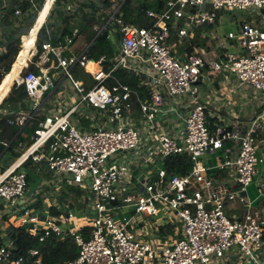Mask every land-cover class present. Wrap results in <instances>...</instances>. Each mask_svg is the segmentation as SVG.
Returning <instances> with one entry per match:
<instances>
[{"label":"built area","instance_id":"1","mask_svg":"<svg viewBox=\"0 0 264 264\" xmlns=\"http://www.w3.org/2000/svg\"><path fill=\"white\" fill-rule=\"evenodd\" d=\"M48 1L50 8L55 0L44 4ZM106 1L109 6L99 11L104 20L96 17L91 30L95 37L108 33L114 47L108 69L104 57L89 60V45L73 54L81 36L74 27L55 42L35 46L13 82L11 88H24L27 110L17 103L0 111V116L13 115L8 123L19 134L42 115L30 139L16 145L18 156L0 171V217L7 221L5 227L0 224V264H26L37 255L34 250L14 253L7 230L22 226L39 242L72 239L77 256L60 264H264V217L240 195L259 174L257 165L264 167L255 137L264 131V117L256 115L245 131L226 125L210 130L206 106L196 99L199 84L218 74L264 96V0H141L156 10L145 11L150 23L140 27L121 21L125 0ZM246 9L263 18L242 20L223 36L213 32L219 14ZM202 40L215 52L199 49L195 41ZM89 63L97 68L84 73ZM77 66L93 81L88 89L72 78ZM118 69L139 79L144 98L126 84L106 83ZM66 80L77 101L62 90ZM186 96L195 101L182 115L179 104ZM227 141L236 145L235 153ZM219 151L224 156L218 171L226 173L234 190L216 184L202 164L204 155ZM176 155H186L188 173L169 174L162 165ZM26 164L44 165L50 176L42 181L46 188L65 184L84 191L83 225L63 230L60 225L73 217L70 210L60 208L57 217L43 218L31 207L35 196L22 201L28 190ZM263 176L264 171L257 179L260 196ZM234 201L247 211L230 214L226 202ZM162 231L171 233L161 237ZM31 263L39 264L40 258Z\"/></svg>","mask_w":264,"mask_h":264},{"label":"trees","instance_id":"2","mask_svg":"<svg viewBox=\"0 0 264 264\" xmlns=\"http://www.w3.org/2000/svg\"><path fill=\"white\" fill-rule=\"evenodd\" d=\"M15 4L18 6L19 9L16 10H8L9 14H14L15 11L20 10L22 13L26 12L30 8H32L33 3H30L28 0H14ZM95 3L93 0H87L85 1V4H82L86 6V13L85 15L88 16V9L92 8L93 12L100 11V8L98 6L93 5ZM98 3H101V5L105 8L109 6L108 1H101L99 0ZM96 4V3H95ZM65 6V12L64 15H62L61 22L62 27L55 28L54 32L50 33L48 31H44L45 25L43 24L38 33H37V39H36V45L39 47V45L44 41H51L55 42L59 38H63L65 34H70L73 27L77 26L80 33L82 34V37L84 39L85 44H89V47L87 49V57L89 60L92 61H98L101 57H104L106 60L103 62V67L105 70L108 69L109 63L108 59H110L114 54V47L110 43V40L107 38V31H104L97 37H95L96 33L91 30V24L86 16H83V21L73 25L71 22V18L68 19L69 16H78L79 14L82 15V12H79L76 9L71 10L72 13L70 15L66 14V7ZM91 9V10H92ZM146 10H156V7L153 3L148 1H141V0H125L120 8V14H121V21L124 24H132L135 26H146L150 23V20L145 17V11ZM220 15H218L219 17ZM217 17V20H218ZM33 22H31V25ZM31 27V26H30ZM29 27V29H30ZM28 29V31H29ZM57 30V31H56ZM23 33L19 30L16 31V37L18 38V45L19 50L16 46H14V40L9 41L5 45V52L2 53L0 56V96L2 93L6 90V86L4 83L9 82L12 86V82L15 80L12 77V72L14 69L15 59L17 57V54L19 53L21 47H22V41L20 43V37L21 39H25L26 35L29 33ZM44 31V37L43 40H39L40 35ZM92 42V44H91ZM31 55V54H30ZM26 64V63H25ZM24 64V65H25ZM23 65V66H24ZM22 66V68H23ZM21 68V69H22ZM84 75V74H83ZM87 76V75H85ZM4 77V79H3ZM88 77V76H87ZM90 78V77H89ZM91 79V78H90ZM117 82L126 84L129 86L132 90H135L139 97L144 98L145 92L142 88H139V79L132 74L123 71L121 69L116 70L112 74V79H109L106 81L108 85H117ZM11 88V87H10ZM26 99V94L23 87L14 88L12 87L8 93V97L4 98L2 103H0L1 106L4 105L6 102H11L13 104L20 103L23 105V101ZM14 117L12 114L7 115H1L0 116V155L3 153V151H9L13 154L14 157H17L18 154L13 151V148L19 143L24 141V138L21 137V135L18 133L19 128L13 123L9 124L8 120H13ZM33 123L30 124L29 127L28 124L23 127L22 132L26 134V137H29L33 131L37 128V121H32ZM3 143L9 144L8 147H5ZM164 167H166L167 172L169 174H178V175H184L188 173L191 169V163L187 161L186 155H176L172 158H168L164 161L162 164ZM27 170L26 175V181L29 185L30 183V177L32 172L34 175L36 174L35 169L32 168L30 165L26 164L24 165ZM36 166V165H34ZM84 194L83 190H80L76 187H71L67 185H63L60 192H59V201L56 205H50L47 206V214L51 217H57L60 215V208H65L67 210H70L72 213L76 212L79 214H82L83 210L88 204V201L86 199L81 200L82 195ZM72 196V199L69 198ZM42 199L37 198V200L31 205V207L35 210H39L42 207ZM27 226L22 227H10L7 230V237L12 241L14 246V253L16 255H23L27 253L29 250H34L37 252V255L33 258H30L27 260L26 264H32L31 261L35 260V258H40L39 264H60L64 261L72 260L77 256L78 247L74 243V241L70 238H65L62 240H54V239H46L44 242H39L38 239L34 236H31L27 231ZM166 234H170L171 231L168 232H160V236H164Z\"/></svg>","mask_w":264,"mask_h":264},{"label":"crops","instance_id":"3","mask_svg":"<svg viewBox=\"0 0 264 264\" xmlns=\"http://www.w3.org/2000/svg\"><path fill=\"white\" fill-rule=\"evenodd\" d=\"M94 13H96V12H94ZM221 17L222 16H220L218 18V20L216 21L217 23L212 28V30L217 35L223 36L224 33H218L216 30V27L219 26L220 22L223 20ZM35 21H36V19L34 20L33 24L35 23ZM44 21H43V23H44ZM43 23L41 24V26L43 25ZM33 24L31 25L30 29L32 28ZM238 24H236V27H238ZM40 27H39V29H40ZM39 29L36 31V33H38ZM228 31H233V30L229 29V30H227V32ZM28 32H31V30ZM36 33L33 34L34 47H35V40L37 38ZM77 42H78V44H77ZM195 44L200 47L199 49H204V51L208 52L210 55L215 52L214 50H212V47L209 45L208 41H206V40H202V42H198V44H197V41H195ZM88 45L85 44L84 39H83L82 34H81V36L78 39H76V44H75L73 50L76 48L78 49V47H82L78 51L76 49V51L78 53H80ZM33 50H34V48H33ZM33 50L31 52L30 57L34 54L35 50L34 51ZM27 61L28 60L21 61V62L25 63ZM90 64H92V63H89L88 65H90ZM93 65L97 68V64H93ZM87 66L84 69V73H90L91 72L87 68ZM19 68H20V66L18 65V62H17V69L16 70H18ZM16 79H18V78H16ZM13 82H12V84H13ZM199 88H200L199 94H198V97H196V99H197V101L204 103L206 106L207 120L209 122V129L210 130L215 129L217 126H220V125H226L229 128L234 127V128H238L240 130L245 131L248 129V127L250 126L251 120L256 115H263V117H264V96L260 92L254 91L252 89V87L249 85H239V83H237L232 77H230L228 75L218 74V75L210 76V80L209 81L205 80L203 83H200ZM7 97H8V94L6 95L5 98H7ZM193 97L194 96H186L183 99H181V102L179 104V110H180V113L182 115L194 103L195 100L193 99ZM51 102L52 101L50 100V103ZM0 103H2V101ZM48 103H49V101H46V103L43 106L46 110H49L50 106H51ZM16 106H17V104H13V103L8 101V107H5L3 105V106H1L0 111L12 110V109H15ZM20 107L24 111L27 110V107L24 104L23 105L20 104ZM41 116H38V118H36L34 120L37 121L38 119L42 118ZM34 120H31V121L25 123V125L29 123L27 126V127H29L30 124L33 123L32 121H34ZM25 125H24V127H25ZM178 126H179V124H178ZM20 135L22 138H24L25 142L30 139V136L26 137V134L23 133L22 130H21ZM255 137L257 139V145H258L257 146V153L259 156L264 157V131L257 132L255 134ZM226 144L228 147L231 148V151L235 153L236 145H234V143L231 141H227ZM15 147L13 148V151L16 152L17 154H19ZM206 155L209 156V159L207 160V165H204V163L202 161V158L205 155L201 158V161H202V164L206 168L210 169L208 174L214 178V181L216 182V184H219L222 186L226 185L229 189L234 190L235 187H230L227 184L229 177L226 175V173L218 171V165L224 156L223 153L219 151L213 155H209V154H206ZM234 155L235 154H233L232 157ZM14 158H16V157H14L11 152L6 151V150L3 151V153L0 155V171H2V169L4 167H6L11 162V160H13ZM28 165H30L32 168L35 169V172H36L35 176L37 177V184L34 187H30L28 185L27 193L24 196V199H22L23 202L26 201V199L28 197L32 198L33 196H35L36 199L37 198L43 199V193H42L43 191L39 193L37 190V186L39 185V181H41V182L46 181L50 178V176L44 170L43 164H38V166L37 165L34 166L31 164H28ZM25 169L28 170V168H26V167H25ZM263 178H264V176H263ZM245 191H243V192H245ZM45 192H46V190L44 191V193ZM260 198H261L260 194L257 193L256 197H248L247 196L245 199L247 200V203L249 204L250 209H253L254 203L257 200L259 201ZM233 203H237V202L234 201ZM237 204H239V203H237ZM48 206H50L49 203H48ZM233 206H234V208L238 207V205H236V204H233ZM42 207H43V205H42ZM46 208H47V206H46ZM227 210L230 214H233L234 216H240L241 214H243L242 210H239V209L234 210V209H230L229 207H227ZM36 211H38V210H36ZM0 224H1V226H4V225L6 226V224H7L6 216L0 217Z\"/></svg>","mask_w":264,"mask_h":264},{"label":"rangeland","instance_id":"4","mask_svg":"<svg viewBox=\"0 0 264 264\" xmlns=\"http://www.w3.org/2000/svg\"><path fill=\"white\" fill-rule=\"evenodd\" d=\"M85 1H87V0H55L54 3L50 6L48 14H47L45 21L43 23L45 25L44 31L46 29V31L52 33V32H54L56 27L57 28L62 27L61 18H62V15H64L66 4L71 6V10L76 9L79 12L83 13L82 15L79 14L78 16H73V17L69 16L68 17V19H70V18L72 19L71 22L73 23V25H76V24L82 22L83 16H86V18H84V19L85 20L88 19L90 21L91 25L97 24L95 22L96 17L99 20H102V19L104 20V16L102 15V13H99V11H97V13H94L92 8H91L92 10L90 8L88 9L89 10V11H87L88 16L85 15L86 6L82 5V4H85ZM93 1L96 3V4L93 3V5L98 6L100 8V11H101V9L102 10L104 9V7L101 5V3H98L99 0H93ZM43 7H44V0H33L32 8H30L26 12L22 13L20 10H18L19 11L18 14H15V12H14V14H9L8 10L19 9L18 6L15 4L14 0H0V56L2 55V53L5 52L6 43H8L11 40L12 41L14 40L13 44L19 50L18 38L16 37V31L19 30L23 33H27L29 27L31 26V22H34L38 13L42 10ZM71 13H72V11H67V9H66L67 15H70ZM219 15H222L221 18L223 20L220 22L219 26L216 27V30L218 33H224L223 35H225L227 33V30H229V29L230 30H236V28H237L236 24H238L242 20L243 21H245V20L250 21V20L254 19L255 16H258V15L260 16L261 19L263 18V16L260 15V13L257 10H253V9H246V10H242V11H230V12L222 13ZM74 27L78 28L77 26H74ZM44 31L40 35L39 40H41V39L43 40V37L45 36ZM22 36L20 37V40L23 43V39H21ZM77 44H78V42H77ZM35 46L37 49L39 48V47H37L36 44H35ZM33 48H34V46H33ZM81 48L82 47H78V49L77 48L76 49L78 51ZM76 49H74V51H73L74 55L78 54ZM17 58H18V55L15 59L16 61L14 64V70L11 73L14 79L19 77V74L21 72V68L26 63V62L23 63V62L19 61L18 65L20 66V68L18 70H16L17 69ZM72 78L74 80L82 81L85 89H88L90 86L93 85L92 79L83 75V73L81 72V68L78 66L73 69ZM61 88L63 91H66V93H72V95L74 96V98L77 101V98L75 97L76 96L75 91L72 88V84L69 80H66L65 82H63L61 84ZM80 96L81 95H79V97ZM48 104H50V102ZM4 106L8 107V102L4 103ZM81 108L83 109L84 105H82ZM86 108L88 110L92 109V108H89L88 106ZM208 159H209L208 155H205L202 158L204 165H207ZM256 169L259 171V174L256 177H253V182L251 183V186L247 187L245 192L240 193V195H242L244 198H246L247 196L248 197H256L257 193H259V191H260V188L257 186V179H258V177L263 175L264 167L261 166L260 164H258ZM30 173L32 175L30 177L29 186L34 187L37 184V177L32 172H30ZM43 185L44 184H42V182L39 181V185L37 186V190L39 193L43 191L42 192L43 193V199L41 202L43 207H41L37 211V214H40L41 217L46 218V217H48L46 206H48V203H49V205L50 204L56 205L58 203L59 192L61 190V187H59L58 190H54L53 188L52 189L49 187L46 188V186L44 187ZM44 189L46 190L45 193H44ZM69 199L71 200L72 196ZM81 200H83L82 197H81ZM233 204L238 205V207L234 208ZM226 206L229 207L230 209L242 210L243 213L247 210L243 205L233 203V202H226ZM250 210L251 211H257L264 217V196H261L260 200L259 201L257 200L254 203L253 209H250ZM123 211L127 212V209H123ZM129 216L130 215L128 214L127 217H129ZM83 218H84V216L82 214L74 212L72 219H67V222L61 224L60 226L63 230H65V229L74 230V229H76V227L83 225V223L85 222L83 220ZM119 218L121 219L122 216H120ZM146 221L151 222L150 219H147Z\"/></svg>","mask_w":264,"mask_h":264},{"label":"bare ground","instance_id":"5","mask_svg":"<svg viewBox=\"0 0 264 264\" xmlns=\"http://www.w3.org/2000/svg\"><path fill=\"white\" fill-rule=\"evenodd\" d=\"M48 11H49V1L44 4V7L38 13V15L36 17V21H35V23L32 26L31 32H29L27 34L26 38L24 39V41L22 43V47H21L19 53L17 54L18 55L17 62L25 61V60L30 59V54H31V51H32L33 46H34V44H33V34L36 33V31L39 29V27L41 26V24L45 20L47 14H48ZM20 43H21V40H20ZM87 68L91 72L96 70V67L93 64L88 65ZM3 79H4V77H3ZM4 84L6 86V90L0 96V102L6 97V95L10 91V87H11L9 82H6Z\"/></svg>","mask_w":264,"mask_h":264},{"label":"water","instance_id":"6","mask_svg":"<svg viewBox=\"0 0 264 264\" xmlns=\"http://www.w3.org/2000/svg\"><path fill=\"white\" fill-rule=\"evenodd\" d=\"M91 44H92V42H91Z\"/></svg>","mask_w":264,"mask_h":264}]
</instances>
